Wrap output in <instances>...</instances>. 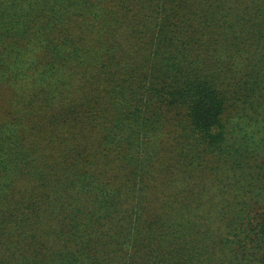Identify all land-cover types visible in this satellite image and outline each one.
<instances>
[{
    "label": "trees",
    "instance_id": "1",
    "mask_svg": "<svg viewBox=\"0 0 264 264\" xmlns=\"http://www.w3.org/2000/svg\"><path fill=\"white\" fill-rule=\"evenodd\" d=\"M0 264H264V0H0Z\"/></svg>",
    "mask_w": 264,
    "mask_h": 264
},
{
    "label": "rangeland",
    "instance_id": "2",
    "mask_svg": "<svg viewBox=\"0 0 264 264\" xmlns=\"http://www.w3.org/2000/svg\"><path fill=\"white\" fill-rule=\"evenodd\" d=\"M172 113L173 112H171V114ZM180 114H182V113L180 112ZM180 114L178 115V114H176V112H174L172 117L174 118L175 127L179 128L178 125H180V129H181L183 127L184 123H183V115H180ZM173 129H175V128H172V130ZM180 129H175V130H180Z\"/></svg>",
    "mask_w": 264,
    "mask_h": 264
}]
</instances>
